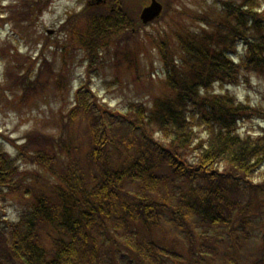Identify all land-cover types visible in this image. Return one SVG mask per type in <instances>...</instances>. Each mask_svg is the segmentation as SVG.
<instances>
[{
  "label": "trees",
  "instance_id": "obj_1",
  "mask_svg": "<svg viewBox=\"0 0 264 264\" xmlns=\"http://www.w3.org/2000/svg\"><path fill=\"white\" fill-rule=\"evenodd\" d=\"M23 1L9 6L10 17H0V24L25 23L27 29L50 4ZM163 1V19L176 17L173 5L181 0ZM254 2L221 0L216 8L224 17L217 22L197 19L194 11L181 13L191 22L212 24L215 33L191 34L168 23L147 33L159 53L165 87L164 95L148 92V104L132 100L113 111L90 86L74 92L67 83L56 89L73 99L64 107L70 112L61 113L57 143L35 134L9 155L0 142V193L19 197L21 205L15 219L0 221V264H240L236 255L220 254L219 244L234 249L239 230L257 238L248 226L264 228V127L257 137H243L238 125L255 108L212 87L264 70V3ZM78 17H90L86 28L79 29ZM68 18L63 37L50 42L53 60L42 56L37 67L36 59L16 49L5 53L9 89L24 103L43 96L51 82L69 81L64 71L54 73L57 61L62 67L105 62L140 82V46L129 44L148 27L138 17L93 9ZM238 45L246 48L249 64L236 62ZM81 52L86 56L79 58ZM153 75L147 71L149 80ZM119 83L116 76L103 86ZM28 161L36 172L22 170ZM172 188L178 193L170 194ZM168 224L177 226L183 251L153 238L161 231L166 236Z\"/></svg>",
  "mask_w": 264,
  "mask_h": 264
},
{
  "label": "rangeland",
  "instance_id": "obj_2",
  "mask_svg": "<svg viewBox=\"0 0 264 264\" xmlns=\"http://www.w3.org/2000/svg\"><path fill=\"white\" fill-rule=\"evenodd\" d=\"M220 1L221 0L178 1L177 4L174 3L173 5L178 11L175 12L176 17H165L164 19L162 17V21L156 22L141 30L139 41L133 39L129 42L132 47H135L137 43L140 46L139 70L142 75L140 82H135L133 75L127 73L123 69L120 73H116L113 67L110 64H105V62H99V65H91L90 61L85 60L83 64L76 62L74 65L62 67V62L57 61L53 67L55 70L54 73L64 71V73L68 75L69 81H64L63 84L51 82L49 84L50 88L43 96L29 103H24L21 100L19 92L9 89V87L12 86L10 84L12 79L7 76V65L9 61L5 53L8 51H12L11 53H13L14 49H16L23 57L36 59L37 67L42 63V56L47 57L49 60H53L51 53H53L54 47H49L51 44L50 42L55 40L56 37H63L61 28L65 21L69 19L68 17L85 11L88 0H50V7L47 8L40 17L35 19L32 27L27 29L25 23L22 27L16 23L14 24L12 21H9L8 24L7 22L0 24V142L5 143L4 152L9 155L18 154L19 150L15 148L14 145H22L26 142L27 138L35 134L50 135L57 143L59 136L62 135L63 128L61 113H65L64 107L67 105L70 106L73 99L71 96L72 93L70 95H62L60 92H57L56 89L66 86L67 83L74 92L82 86H90L97 98L99 100L101 99L103 103H107L108 105L105 106L113 111L122 110L125 103L132 100H140L148 104V92L164 95V77L161 72L162 63L158 51L147 39V33H154L156 29L162 31L163 25L167 27V23L170 28L183 27L186 29L187 33L191 34L202 33L204 30L215 33L216 28L212 24L207 25L201 21L191 22L188 15L181 13L187 10L188 14H192V11H194L193 17L197 19L205 17L210 19L211 22H217L221 17H224L221 16V10L216 8L220 5ZM233 1L237 4H242L244 0ZM254 1V5L264 3V0ZM20 2L23 3L24 1L0 0V14L3 13L0 17H10L9 14L12 9L9 8V6ZM89 18L90 17L75 18L82 22H78L79 29L86 28ZM47 30H53L54 33L50 35L47 33ZM48 37H51V39ZM44 44L47 48L41 54ZM245 52L246 48L244 45H238L236 49V56L238 59L236 62L241 63L240 61L242 59L243 62L246 61V63L249 64L247 58H245ZM78 56L80 58L86 55L81 52ZM111 56L110 53H105L103 57L111 58ZM147 71L154 72L152 80L147 78ZM258 72L259 70L256 69L251 70L250 73H243L244 76H241L238 83L235 84L225 85V82H218L212 87V92H227L242 104H249L251 108H255L256 111L254 114L253 111H251L248 117L245 118L244 123L242 122L238 125V130L243 137L249 135L257 137L261 134L262 128L264 127V70L263 72ZM116 76L120 79L119 84L111 88L109 87L108 89L103 86V83L111 84L115 82ZM69 112L65 114L67 115ZM86 125L87 121H85L81 127ZM200 130H202V127ZM201 135H204V133H201ZM156 137H158V135H156ZM83 141H85V139H83L82 142ZM34 147L36 148L35 145ZM28 163L29 165L21 163L22 170L36 172L35 165L31 164L30 161H28ZM40 172L42 173L41 170ZM167 172L168 170H165L160 173L165 176ZM235 192L239 194L238 190ZM171 193L177 194L178 190L172 188L170 194ZM19 200V197L12 200L10 196L0 193V221L3 218L6 220H13L16 218V212L19 208L21 209ZM176 228L177 226H172L171 224L165 225L166 236H164L161 231V233L158 232L157 237L154 236L153 238L159 242V246L169 249L176 247L183 251L181 246L185 245V241ZM248 231L252 234H258L259 237L253 238L250 234L243 235L242 231L239 230V246H236L234 249H228L225 244H219L220 254L225 256L226 253L229 255H236L239 261L238 263L240 264H264V249L259 248L261 237H264V228L260 227V224H258V226L251 224L248 226ZM220 232L222 233V230ZM141 239L145 240L142 244L145 246L149 238L144 236Z\"/></svg>",
  "mask_w": 264,
  "mask_h": 264
},
{
  "label": "flooded vegetation",
  "instance_id": "obj_3",
  "mask_svg": "<svg viewBox=\"0 0 264 264\" xmlns=\"http://www.w3.org/2000/svg\"><path fill=\"white\" fill-rule=\"evenodd\" d=\"M150 2L151 0H88L85 11L95 8L117 17H141L143 9Z\"/></svg>",
  "mask_w": 264,
  "mask_h": 264
},
{
  "label": "water",
  "instance_id": "obj_4",
  "mask_svg": "<svg viewBox=\"0 0 264 264\" xmlns=\"http://www.w3.org/2000/svg\"><path fill=\"white\" fill-rule=\"evenodd\" d=\"M161 9H162L161 5L156 0H153L151 5L146 7L143 10L141 18L144 21V23L147 24V23L155 20L157 18L156 16H158Z\"/></svg>",
  "mask_w": 264,
  "mask_h": 264
}]
</instances>
